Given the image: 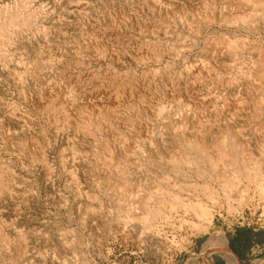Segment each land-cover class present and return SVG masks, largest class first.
Listing matches in <instances>:
<instances>
[{
	"label": "rangeland",
	"instance_id": "rangeland-1",
	"mask_svg": "<svg viewBox=\"0 0 264 264\" xmlns=\"http://www.w3.org/2000/svg\"><path fill=\"white\" fill-rule=\"evenodd\" d=\"M139 1L0 0V28L15 19L3 33L6 44L0 43V178L6 192L0 195V230L11 238L23 237L7 251L0 247V264H207L213 254L222 255L209 247L212 229L227 244L234 225H264V191L259 186L264 177V87L248 90L242 79L239 85L220 84L221 79L244 78L264 68V0H256L253 16L239 24L219 20L235 10L237 0H164L171 10L167 18L140 9ZM246 2L242 0L241 10L252 7ZM118 7L148 17L151 26L137 29L114 15ZM117 30L121 42L134 48L165 51L157 61L136 64L128 55L120 54L117 61L107 50L96 54L86 49L92 38ZM219 41L229 42L228 50L213 49ZM217 50V76L200 80L196 101L188 108L196 123L209 122L208 140L232 136L239 148L255 155L260 172L246 179L241 170L234 187H220L217 175L197 174L195 167L177 169L167 163L177 143L174 131L165 127L167 114L146 116L137 125L141 133L133 136L117 130L121 146L109 148L111 157L124 152L120 163L113 161L104 169L106 149L98 136L93 140L72 130H53L48 123L59 121L60 115L36 104L45 88L71 75L109 79L112 72L126 78L151 72L160 77L193 64L206 65ZM71 102L79 103L80 97ZM230 102L235 108L228 109ZM201 103L207 108L204 117ZM17 112L28 120L18 118ZM31 151L44 153L47 163L34 161ZM119 171L126 181L120 190L138 191L125 198L123 208L133 206L148 190L162 196L148 223L127 221L117 205L112 187ZM223 175L230 186L231 169ZM201 209L212 216L210 224L198 216Z\"/></svg>",
	"mask_w": 264,
	"mask_h": 264
},
{
	"label": "bare ground",
	"instance_id": "bare-ground-1",
	"mask_svg": "<svg viewBox=\"0 0 264 264\" xmlns=\"http://www.w3.org/2000/svg\"><path fill=\"white\" fill-rule=\"evenodd\" d=\"M255 2L257 1L247 0L246 3L250 4L252 7H248L249 9L247 10H241L240 5L242 3V0H237V4L235 3L236 6L234 5L235 10H232L230 14H221L219 20L230 24L244 23L253 16L255 12ZM165 3L167 2H165L164 0H141V2L139 3V8H145L146 11L151 10V14L156 13L159 16L164 15L165 18H167L171 10L169 11V8L165 7ZM113 13L114 15L120 17V19H128V21L133 24L132 26L136 27L137 29L142 30V28L151 26L149 19H147L148 17L144 16L139 18L135 13H133V16L132 13H130V11H128L127 9H122L119 7L114 8ZM14 20V17H11V19L1 24V44H6L7 39L5 36H7V34L3 33L4 31H6V28L12 25V22ZM22 25L25 26V24ZM120 33L121 32H119L118 30L115 32L112 31L109 34L100 35L99 38H96L95 40H93V38L91 37L92 40H89V38V41L86 42L85 47L90 52H94L96 54L99 51L107 50L117 61L120 60V54H123V56L128 55L136 64H141L144 62L146 63L148 62V60H152L153 62L157 61L165 51H162L161 49L151 50V47V49H149L148 47L142 46L134 48L131 44L121 42ZM213 47V49L220 48L222 50H228L229 42L219 41L215 43ZM214 54L216 56L212 57L211 61L206 65H203L204 63L193 64L187 68L185 67L180 72H172V74L171 72H166L164 74H161L160 77H158L159 75L156 76L151 72L133 73L130 78H126V76H117V74H113L112 72V75H109V79H99L94 74L89 73L86 75H81L80 77L77 76V78L71 75L64 81V83L61 82L60 84H53V88H45L42 92L43 98L41 97L42 100H40L42 102L39 101L36 104L37 107L41 108L43 111L47 110L48 112L50 110H54L56 115H60L61 119L59 121H55V119L54 121H49L48 123V125L53 127V130L58 132L72 130L73 132L78 133L83 137H92L93 140L98 136L97 140H100L102 143H104L103 148L105 147L106 149L104 155L102 154L103 164H101V166L104 169L110 168V164L113 161H116L118 163H120L121 161L120 156L121 154L123 155L124 149L122 150L123 152H118L120 153L118 154V157L113 156V158L111 157L112 154L111 150L109 149L110 147L119 148V146H121L119 144L120 138L116 134V132L118 133L117 130H121L122 132L124 131L127 134H131L133 136L136 135L137 132L141 133L142 129L140 127H137V125L140 126L142 122H145L144 118L146 116L156 118L160 117L162 114H167V116L164 118L167 119V121L165 120V127L166 129L173 130L174 134H176L177 137L175 148L171 153L167 154V163L170 164V166H172L173 168L177 169L185 167L186 170H190L191 168L195 167L197 174L208 173L211 177L217 175L216 177L220 182V185H218L227 189L228 187L235 186L241 170L244 171L245 178L249 179V174L251 172L258 174L261 168L258 165V161L255 159V155L253 157L248 148H239V146H237V144H235V142L233 141L232 136L222 134L214 141H210L207 137L208 133L211 132L209 128L210 126L206 124L209 122L207 120H200L196 123L192 118L195 116V113L191 107L188 108V105L191 106L196 101V89L201 85L200 80L210 79L212 74L214 76H217L216 72L218 68L216 65V59L217 57H220L219 55L221 54L219 53V50H217ZM256 69L257 68H255V70H253L251 73L248 72L250 74H247L244 78H233L228 81H225V79H221L220 84H238V81L242 79L248 90H257V88L262 89L264 87V68L260 70ZM103 77L105 78V76ZM75 97H80V102L77 104L71 102ZM246 98L248 97H244V99L239 98L238 101H244ZM69 99H71V101ZM257 104H254L256 108L255 112L259 111V107ZM235 105V102H233L232 104L231 102L226 103L228 109L230 106L234 107ZM201 106L203 115L200 116L204 117L206 115L204 113H207V108H203V106H205V103H201ZM25 115H23L21 112H17L18 118L24 119L23 121L28 120V118L24 117ZM124 116H127V118H124ZM220 116H223L222 111L220 113ZM157 120H159V118ZM194 131L195 133H193ZM123 135L124 134H122V136ZM122 140L123 139L121 138V142H124ZM29 154L34 161L35 159H38V162L42 163L43 165L47 163L44 153H32L31 151V153ZM31 164L33 163L31 162ZM226 169H231V172L233 174L232 177L234 178V182H232L230 186L227 184L223 175V172ZM117 173L118 171L115 172V174ZM122 173L119 171V177L115 176L117 178V182L116 180L114 181V183L112 182L114 185L112 187V193L114 198H116L117 200V205L124 213H126L125 218L127 221L132 220L148 223L151 217L154 216V213L158 211L157 208H159V206H161V204L163 203L162 196H159L156 190H148L145 191L141 197L139 196V198L136 199V201L133 203V206L123 208L122 203L124 202L125 198L127 196H130L132 192L135 191L136 194L138 191L136 190V188L128 187L125 190H120L121 184L124 185V183L126 182ZM259 182L260 188L262 189V191H264L263 176H260ZM3 184L4 182L2 178H0V195L6 193L5 189L3 188ZM124 187L126 188V186ZM136 197L138 196L135 195V198ZM198 216H200L202 220H206L209 224L211 223L210 217L212 216H210V213L206 209H201V212ZM209 233V247L214 251L216 250L220 253H224L225 256L230 260L229 254H227L226 242L221 237L215 235L213 229ZM22 240V236L18 235L17 237L11 238L10 235L3 233L0 230V247L4 251L9 250L12 244L17 241L20 244Z\"/></svg>",
	"mask_w": 264,
	"mask_h": 264
},
{
	"label": "crops",
	"instance_id": "crops-1",
	"mask_svg": "<svg viewBox=\"0 0 264 264\" xmlns=\"http://www.w3.org/2000/svg\"><path fill=\"white\" fill-rule=\"evenodd\" d=\"M226 241L230 260L224 253L213 254L207 264H264L263 224L238 223L229 231Z\"/></svg>",
	"mask_w": 264,
	"mask_h": 264
}]
</instances>
